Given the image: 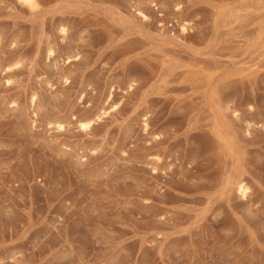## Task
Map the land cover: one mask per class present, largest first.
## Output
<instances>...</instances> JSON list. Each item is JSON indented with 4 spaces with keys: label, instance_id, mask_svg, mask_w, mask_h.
Here are the masks:
<instances>
[{
    "label": "rangeland",
    "instance_id": "rangeland-1",
    "mask_svg": "<svg viewBox=\"0 0 264 264\" xmlns=\"http://www.w3.org/2000/svg\"><path fill=\"white\" fill-rule=\"evenodd\" d=\"M259 26L264 0H0V264H264Z\"/></svg>",
    "mask_w": 264,
    "mask_h": 264
},
{
    "label": "bare ground",
    "instance_id": "bare-ground-1",
    "mask_svg": "<svg viewBox=\"0 0 264 264\" xmlns=\"http://www.w3.org/2000/svg\"><path fill=\"white\" fill-rule=\"evenodd\" d=\"M230 12V11H229ZM263 12V11H262ZM260 13V12H259ZM220 15V14H219ZM218 18V17H217ZM249 18V17H248ZM256 28V27H255ZM240 30V29H239ZM252 31V30H251ZM251 33V32H250ZM254 33L256 34V37L254 38V40L249 44L252 45V48L255 49H260V48H264V27L263 26H259L256 30H254ZM236 36V35H235ZM248 37V36H247ZM246 38V37H244ZM248 41V40H247ZM251 41V40H250ZM247 44V42H246ZM245 44V45H246ZM248 45V44H247ZM242 46V45H241ZM248 49V48H247ZM264 50V49H262ZM259 53V52H258ZM263 53V52H262ZM256 59V58H254ZM258 59V58H257ZM251 60H253L251 58ZM259 61V60H258ZM257 61V62H258ZM250 62V61H249ZM259 63V62H258ZM256 64V63H255ZM254 64V65H255ZM253 65V61L251 63L250 69L252 68ZM260 65V63H259ZM259 65L257 64L254 69H251V73L257 72V70H260L261 68H259ZM246 66V65H245ZM261 67V66H260ZM245 69V67H242V69ZM237 69V68H236ZM243 69L242 72H244L245 70ZM247 69V67H246ZM249 69V67H248ZM247 69V70H248ZM239 70V69H238ZM236 72H238L237 70H235ZM249 71V70H248ZM230 71H228L229 73ZM232 72V71H231ZM233 73V72H232ZM185 74V73H184ZM239 75L241 74V69L238 73ZM227 75V74H226ZM230 75V73H229ZM234 75V73H233ZM243 75V74H242ZM245 75V74H244ZM226 79L229 80V78H227V76H225ZM231 77V76H228ZM242 77V76H241ZM225 80V79H224ZM224 85V84H223ZM214 87V90L212 89ZM211 88V95L209 102V106L212 108H209L211 111V113H213V121H211L212 125L209 126L210 128V132L213 136L214 142L216 143L217 147L224 153L229 156H231L234 160L237 159H242V155H244V151H243V147H242V143L240 144L241 141H239L238 135H237V131L233 125V121H231L227 116V113L225 111V106H229L226 105L222 99V97L219 94V91L217 90L218 88H216L215 86H213ZM216 88V89H215ZM226 88V87H225ZM204 93V92H203ZM209 93V92H208ZM208 98V97H207ZM252 105V104H251ZM235 107V106H234ZM232 108V107H231ZM235 107V111L238 110V108ZM256 108V107H255ZM253 108V106L250 107V109H255ZM234 109V108H233ZM233 111V112H235ZM208 114V113H207ZM209 115V114H208ZM250 123V122H249ZM82 125L86 128L90 125L89 121H83ZM262 127H264V122L262 123ZM210 143V141H209ZM213 143V142H212ZM209 145V144H208ZM211 145V144H210ZM245 150V148H244ZM225 155V156H226ZM230 157V158H231ZM243 160V159H242ZM240 162V161H239ZM237 163V162H236ZM241 163V162H240ZM237 165H240L237 163ZM238 175V177H237ZM236 177L231 178L227 181V184L231 185V186H236V189L241 193V195L245 196L249 190V186L247 184V182H245V180L240 176L242 174H237ZM232 176V175H230ZM240 176V177H239ZM229 178V176H228ZM224 183V182H223Z\"/></svg>",
    "mask_w": 264,
    "mask_h": 264
}]
</instances>
